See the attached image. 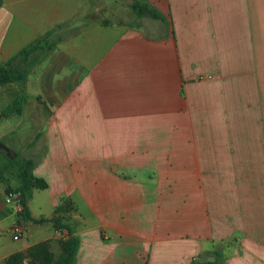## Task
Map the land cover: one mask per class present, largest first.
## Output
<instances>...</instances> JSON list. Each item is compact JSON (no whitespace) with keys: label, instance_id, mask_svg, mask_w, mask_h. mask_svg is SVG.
Instances as JSON below:
<instances>
[{"label":"crops","instance_id":"1","mask_svg":"<svg viewBox=\"0 0 264 264\" xmlns=\"http://www.w3.org/2000/svg\"><path fill=\"white\" fill-rule=\"evenodd\" d=\"M134 1L0 0V64L67 29L26 79L44 127H0V165L31 158L47 183L26 220L0 179V264L43 241L57 255L53 218L74 264H264V0H145L162 20Z\"/></svg>","mask_w":264,"mask_h":264},{"label":"trees","instance_id":"2","mask_svg":"<svg viewBox=\"0 0 264 264\" xmlns=\"http://www.w3.org/2000/svg\"><path fill=\"white\" fill-rule=\"evenodd\" d=\"M130 7L138 17L148 16L153 19H163V16L157 11L149 2L142 0H135ZM57 27H62L58 24ZM50 29L38 36L16 54L10 57L7 61L0 64V87H10L17 84L23 86L29 73L34 69L36 64L42 59L43 55L52 50L55 45L61 41L64 36H52ZM27 101L25 93L19 94L12 102L3 107L0 115L7 118L13 114L21 115L23 112V105ZM1 153V152H0ZM34 162L31 158H6L0 165V179L7 184L6 192L15 191L20 195L21 215L27 220L30 219L27 202L32 198L33 189H44L47 183L33 174ZM14 175L18 180L19 185L12 188L9 176ZM60 209L57 208V211ZM45 219L36 220V222H43ZM53 224L56 230L61 231L66 229L68 237L65 240H59V253L51 250L48 242H39L31 246L27 252L29 261L27 264H74V258L78 248V239L72 235L71 226L63 222L60 218H53L48 220ZM24 257L23 253H15L10 255L3 264H20ZM189 264H219L218 260L214 261H197L193 260Z\"/></svg>","mask_w":264,"mask_h":264},{"label":"rangeland","instance_id":"3","mask_svg":"<svg viewBox=\"0 0 264 264\" xmlns=\"http://www.w3.org/2000/svg\"><path fill=\"white\" fill-rule=\"evenodd\" d=\"M135 13V12H134ZM136 14V13H135ZM109 21V20H108ZM52 36L56 37L57 35H65V32L67 29L64 28H60V27H53L52 28ZM75 30V29H72ZM67 33V32H66ZM29 80L26 81V85L25 88L24 85L23 86H17V89L12 88V90L5 88V91L0 92V108L7 106V104H9L10 102H12L19 94L26 93V95H28V98L30 100L35 99L36 94H40V87L39 85H36L33 81H30L31 78H28ZM15 87V88H16ZM45 107V106H44ZM35 112H37L35 110ZM39 113V112H38ZM43 113V117L46 115H49L48 110L45 108L43 110V112H40L39 114L41 115ZM40 115H37L38 118L37 120L33 119L32 116L29 113V107L28 106H24V111L23 114L20 115H12L9 120H4L2 121V116L0 115V127H20V129H22V131L24 132V135L26 137L32 135V131L34 130V128L36 127H44V118H41ZM81 127H87V125H80ZM33 204H37L36 200L33 202ZM45 208V207H44ZM29 231L26 230V232ZM37 236L39 238H42L44 236H47L50 233H53V228L51 226V224L49 223H44L41 224V226L39 228H37ZM25 232V234H26Z\"/></svg>","mask_w":264,"mask_h":264},{"label":"built area","instance_id":"4","mask_svg":"<svg viewBox=\"0 0 264 264\" xmlns=\"http://www.w3.org/2000/svg\"><path fill=\"white\" fill-rule=\"evenodd\" d=\"M4 201L8 204L16 205L17 207L21 209L20 195L18 192H15V191L6 192L4 196ZM10 231L12 233L13 239H19L21 231H22V226L18 223H15L10 228Z\"/></svg>","mask_w":264,"mask_h":264},{"label":"water","instance_id":"5","mask_svg":"<svg viewBox=\"0 0 264 264\" xmlns=\"http://www.w3.org/2000/svg\"><path fill=\"white\" fill-rule=\"evenodd\" d=\"M199 261H201V262L214 261V257H212V256H210V257H201V258H199Z\"/></svg>","mask_w":264,"mask_h":264}]
</instances>
